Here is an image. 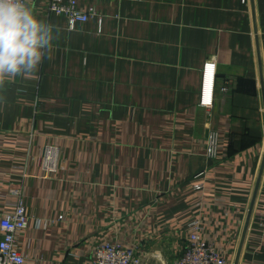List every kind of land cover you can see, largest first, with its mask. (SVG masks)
<instances>
[{
  "label": "crops",
  "instance_id": "0c3cea01",
  "mask_svg": "<svg viewBox=\"0 0 264 264\" xmlns=\"http://www.w3.org/2000/svg\"><path fill=\"white\" fill-rule=\"evenodd\" d=\"M75 2L95 15L71 29L27 0L52 46L0 82V241L22 204L24 264H92L105 244L172 264L192 222L227 264H264V0Z\"/></svg>",
  "mask_w": 264,
  "mask_h": 264
},
{
  "label": "built area",
  "instance_id": "2783aa9c",
  "mask_svg": "<svg viewBox=\"0 0 264 264\" xmlns=\"http://www.w3.org/2000/svg\"><path fill=\"white\" fill-rule=\"evenodd\" d=\"M48 10L57 15H67L71 29H74L76 23L87 22L95 15L94 12L84 13L78 10L75 0H68V3H64L63 0H48ZM215 78L216 63L210 62L204 68L201 106L205 108H212L214 105ZM223 91H228V89ZM209 138L208 157L215 158L218 137L216 134H211ZM46 167L48 170L55 169L54 165H50L49 160ZM199 188L200 186H196V189ZM28 224L29 217L22 204L17 206L14 214L6 216L1 221L3 237L0 241V264L25 263V256L17 249L16 233L25 229ZM187 229L190 232L189 241L172 264H227L219 250L212 244L202 241L198 222L188 224ZM140 252L138 247L123 249L117 245L105 244L96 248L92 264H143L140 260Z\"/></svg>",
  "mask_w": 264,
  "mask_h": 264
},
{
  "label": "clouds",
  "instance_id": "9594fccd",
  "mask_svg": "<svg viewBox=\"0 0 264 264\" xmlns=\"http://www.w3.org/2000/svg\"><path fill=\"white\" fill-rule=\"evenodd\" d=\"M53 29L27 0H0V82L35 73L52 46Z\"/></svg>",
  "mask_w": 264,
  "mask_h": 264
}]
</instances>
